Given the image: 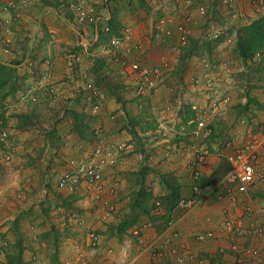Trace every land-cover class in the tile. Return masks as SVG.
Listing matches in <instances>:
<instances>
[{"label":"crops","instance_id":"1","mask_svg":"<svg viewBox=\"0 0 264 264\" xmlns=\"http://www.w3.org/2000/svg\"><path fill=\"white\" fill-rule=\"evenodd\" d=\"M39 1L42 8L36 7L37 0H33L32 5L26 9L27 11L25 10L19 20L26 19L32 14L39 19V24L44 21L50 31L57 32V35H53L56 39L49 45H44L39 36L42 35L41 30L46 25H40L32 31L34 37L28 44L23 42L18 45L17 33L15 36L10 35L7 46L11 51L5 52L0 46V61L15 63L16 67L15 77L10 82L0 85V121L3 120L9 127L7 146L13 152L12 157L14 154V163L12 162L14 165L11 168L0 161V242L1 239L9 242L7 249L0 247V264H9L8 260L11 258L9 251L14 249V244L17 242L13 230L14 223L17 227L28 224L32 229L30 236H34L25 243L27 247L23 248L20 264H41L40 259L30 251L32 250L30 245L37 241L38 234L69 228L72 224L69 212L78 211L82 216L83 213L89 212L83 211L88 207L85 183L73 192L59 188L57 183L61 174L68 168L69 159L87 155L91 146L92 130L100 122L104 124L105 132L112 140L126 145L121 157L116 159V165L104 169L105 188L110 191L113 189L112 199L116 198L117 213H120L116 216V223L119 217H122V213L129 211L128 208L123 209L126 205L123 199L140 192V189L134 186V192L130 193L132 189L128 186L130 179L135 181V178L139 177L144 182L141 188L152 195L146 205L148 212H142L134 224L151 223V226L145 229V241L140 242L129 230L131 236L121 242L123 244H120L121 249L116 251V259L111 257V260H116V264H172V256L168 250L163 257L156 258L148 246L149 243H153L155 248H159L164 243L162 231L165 224L162 225V221L157 220L161 216L166 220L174 218L183 241L196 255L204 258L203 262L194 261L187 264H211L222 248L226 253H223L220 264H237L235 254L230 249L233 234L221 230L223 209L226 207L235 209L238 217L245 211L247 203L257 210L264 205V182H259L249 193L242 196L248 198L247 203L240 202L241 199L233 202L226 193L227 184L222 182L228 172L229 163L226 159L219 158L215 153L217 151L214 150L220 147L218 140L222 137L217 135L220 134L219 131L229 134L233 139L234 147L250 141L257 143L261 141L263 143H260L262 146L259 159L264 166V109L254 110L249 103H246L244 111L246 118L242 122L235 123L238 115L230 111L224 117V126L220 122L216 124L214 120L220 114L215 115L217 111H214L209 118L212 126L210 135L198 138L192 135L194 124L190 123L195 116V111L191 109L195 97L183 93L184 82L193 73L191 62L184 68H181L180 64L178 70L180 68L181 73L178 75V70H175L174 76L168 79L150 99H146L143 108H139L132 78L124 76L118 64L105 59V65L100 69L96 63L98 59L95 61L85 57L84 68L93 76L95 71L96 83L101 80L105 82V84H97L102 85L105 89L102 86L101 88L108 95L104 109L116 113L117 118L111 121L108 118L99 119L94 114L88 115L89 108L86 106L88 104L89 107V102L83 88V79L79 75L77 80L71 79L66 67V52L73 45L85 41L89 36L92 37L94 27L75 23L69 10L58 8L56 0ZM104 1L108 2V0ZM95 2L100 4L101 0ZM250 2L251 0H240V6L253 15ZM97 8L99 9L100 5H97ZM101 10L100 13L104 12ZM0 17L2 31L10 32L6 21L8 19L5 20L4 15ZM49 22L59 27H53ZM138 23L142 25H138L140 31H137V37L133 36V43L142 42L145 45L144 60L148 64H156L164 53L163 46L166 43L161 47L159 44L157 48L149 47L148 35L152 30L148 27L150 24L148 14ZM36 39L37 42L34 43ZM46 59L54 61L50 85L54 89L53 96L49 99L42 98L37 104L28 105L24 111L13 107L16 97L23 90L27 89L25 91L27 92L34 80L40 77L41 69L46 67L44 64ZM176 74L178 77L175 76ZM171 86L174 87V91H170ZM244 99L246 98L233 99L232 103L245 102ZM210 100L206 95L204 98H198L196 102L205 104ZM80 112L85 120L78 127L74 114ZM222 115L224 113L220 118ZM227 118L229 120H226ZM229 150L223 149L219 153L220 156L226 158L224 153H229ZM198 151H205L208 154L205 158L207 161L200 164L202 176L199 182L204 186L202 201L189 211L174 209L166 202L165 197L170 194L182 196L191 194V163L197 158ZM219 185H222L220 190ZM158 196L163 204L161 215L154 210ZM63 198L76 201L77 203L70 204L76 206V210L69 208L68 211L66 205L60 204ZM96 205H93L94 213ZM62 208L68 211L64 216V222H62L64 218H58V212ZM16 218L17 221H14ZM97 224L96 226H99ZM210 228L216 229L217 238L200 243L192 236L196 231ZM237 238L240 243L248 244L251 235L243 228ZM45 258L47 259L45 264H51L48 258ZM63 258L62 263L59 264H75L73 260L66 261ZM107 262L109 263L106 264H113L115 261Z\"/></svg>","mask_w":264,"mask_h":264},{"label":"built area","instance_id":"2","mask_svg":"<svg viewBox=\"0 0 264 264\" xmlns=\"http://www.w3.org/2000/svg\"><path fill=\"white\" fill-rule=\"evenodd\" d=\"M59 8L68 9L72 19L80 26L92 25V37L89 36L85 41L73 45L66 52V67L73 79L77 80L80 76L83 79L84 89L87 93L89 109L91 114L102 118L115 120L116 113L108 112L104 109L108 100L107 92L99 87L95 77L83 66L85 57L97 59L105 57L121 67V71L127 78H132L135 94L138 99V107L145 106L146 99H150L155 92L173 75L179 66L180 59L176 67L171 66L169 53L181 54L190 45L192 37H197L200 41H210L215 43V51L223 47L235 49L237 41V28L248 24L255 17L264 15V0H251L253 15L248 13L240 6V0H218L219 12L213 15L210 12V3L214 0H173L176 6L168 15L158 18L152 27L151 39L154 42L168 44L169 53H163L156 64L142 62L136 52H142L141 43H133V33L131 28H126L121 34H112L108 23L111 18L110 13L104 11L100 13L95 0H60ZM33 0H0V11L10 13L14 19L19 20L23 11L28 9ZM175 9V11H174ZM110 12V11H109ZM59 13H61L59 11ZM217 17L218 21L210 20ZM229 22H239V27H232ZM203 28L202 35L197 34ZM91 34V33H90ZM6 45L5 52L10 51L9 40L3 39ZM132 43V44H131ZM131 45V46H130ZM144 50V49H143ZM233 60V59H232ZM230 56L221 54L202 55L198 57L193 65V73L190 81L186 82L189 89L194 93L208 91V99L205 104L193 105L195 111L194 118L190 123L194 124L191 133L195 137L210 135L212 128L208 123V117L212 112L218 111L223 104H229L232 100L230 95H221L216 86L221 80L220 72L235 73L237 69L233 66L234 62ZM45 68L41 69L42 80L31 85L27 92H22L17 96V104L31 105L39 103L42 98H51L54 93L52 87L45 88L51 83L54 61L44 60ZM228 74V75H229ZM79 75V76H78ZM44 80H49L41 84ZM174 91V87H169ZM205 90V91H203ZM215 94V95H214ZM105 128L102 123L93 128L94 139L91 143L86 156L71 158L68 160V168L61 174L57 186L68 191H76L85 183L87 189L95 193L105 192L104 169L115 164L119 148L116 144H111L105 139ZM9 137V127L0 121V161L8 163L13 157L7 146ZM260 143H263L260 141ZM259 142L250 141L247 144L234 147L231 142H226L229 153H224L229 163L227 174L223 177V183L227 184L228 196L233 202L247 203L248 198L242 197L250 192L251 188L259 182H264V166L261 164ZM203 151H198V159L191 163L192 194L190 196H180L175 202L174 209L189 211L198 206L202 201L203 190L200 187L202 169L200 164L205 160ZM155 200L154 210L157 214L161 213L163 204L158 196ZM250 203L246 204L245 211L240 217L237 216L235 209L226 207L223 209V216L220 221L221 230L231 232L230 249L235 254L237 264H264V205L256 209ZM113 208V206H112ZM210 221V219H209ZM151 223L134 225L131 234L138 238L140 242L145 241V229ZM243 228L251 235L248 244L238 241L237 235L242 233ZM164 243L155 248L153 243L148 246L152 255L156 258L163 257L166 250L172 256V264H187L189 262H203L202 257L196 255L190 247L183 241L182 235L176 226V220L170 218L166 221L164 230ZM222 235V234H221ZM196 241L202 243L210 239L217 238L215 228L204 231H196L192 234ZM220 236V235H219ZM99 235H92L93 244H97ZM179 239V240H177ZM225 249L219 250L211 264H220Z\"/></svg>","mask_w":264,"mask_h":264},{"label":"rangeland","instance_id":"3","mask_svg":"<svg viewBox=\"0 0 264 264\" xmlns=\"http://www.w3.org/2000/svg\"><path fill=\"white\" fill-rule=\"evenodd\" d=\"M56 1H57V6L59 8L61 1L60 0H56ZM153 1H155V2H153ZM203 1H208V2L210 1L211 2V0H203ZM52 3L55 4V2H53V1H52ZM97 5H100L99 10L103 9L101 11H105V9H106V11L113 12L114 16L120 21L123 30H125L126 28H131L133 36L135 37L137 35V31L139 30L138 25L140 23H138V22H139V20H142L143 18H145L146 14H148V18L150 20V24L148 25V27L152 30V27H153V24L155 23V21L163 15L170 14L173 11V8L176 6V3L173 2V0H108V2L101 0V3L100 4L98 3ZM36 7H40V8L43 7L39 0H37ZM215 7H216V5H215ZM60 9H62V8L60 7ZM174 11H175V9H174ZM23 13H25V10L23 11ZM2 15L5 16V18H4L5 20L8 19V20H6L7 25H8L7 27L10 30V32L8 31L7 33L2 31V29H3V27L1 26L2 25V22H1L2 18L0 17V46H2L3 49L6 47L5 43L2 42L3 39L9 40V38H11L10 35L15 36V34H17V33L19 36L18 45L23 44V42H27V44H28L29 42L32 41V38L34 37L32 35V31L35 29L36 26L39 27L40 25L41 26L46 25L41 30L42 35L39 36L40 41L44 45H49L50 42H52L56 39V37H54L53 35L54 34L57 35V32L50 31L49 26H47L46 23H43L44 21L40 22L41 24H39V19L37 17L33 16L32 14H30V17H26V19L22 18L20 20L14 19V16H12L11 14H9L7 12L0 11V16H2ZM214 21H218L221 24L220 20H214ZM10 23H12V24H10ZM142 23L140 25H142ZM229 23H230V25H232V27L237 28L240 26L239 22L238 23L237 22H229ZM49 24L52 25L53 27H57V28L59 27L58 25L53 24L52 22H49ZM18 27L21 29H18ZM203 28L204 27L199 29V31L197 32V34H199L200 36L202 35ZM151 33H152V31L148 35L149 47L157 48L160 43L152 41ZM35 42H37V39H36V41H34V43ZM10 43H12V42H10ZM141 45L143 46L144 50L142 49L141 53L137 51L136 56H138V58L140 57L142 62L147 63V61L144 60V58H146L145 57L146 55H144L145 45L142 42H141ZM161 46L162 45H160L159 47H161ZM163 47L165 48L164 53H169L168 44L164 45ZM9 49L11 51V48H9ZM229 49L230 48H226V47L224 48L223 47L219 51H215L214 49L212 51V49H208V47L205 43L199 42V43L195 44V47L193 48V50L195 51L193 53V55L185 63H181V68L182 67L184 68L185 66H188L190 62L192 65L196 61V59L198 57H201L202 55H211V54H216L217 52H218V54H221L223 56H230L231 60L233 59L232 60L234 62L233 66L237 69V71L235 73H230V74L227 73L226 71L220 72L219 78L221 80L218 82L219 84L216 86L217 90L219 91V93L221 95H230L232 97V100L229 102V104L228 103L223 104L222 108L215 113V115L216 114L221 115L224 113V115H222L221 118H220V115H217V118L214 120L216 122V124H218L220 122L223 124V126H224V122H225L224 117L230 111L232 112V114L236 113L238 115L236 117V120L234 121L235 123L242 122V120H244L246 118V115L244 114V111L246 109V107H245L246 103H249V105H251V107L254 110H260L258 105H256L254 101L248 102L249 98L254 99V100H258L261 103H264V54H258L257 53L246 64V63H244V61H242L240 58H238V56L235 52V49H233V50H229ZM182 54L183 53L173 55L172 53H169V56L171 57V66L173 68L176 67V65L178 63V59H181ZM176 71H177V68H176ZM181 71L182 70L179 69L177 74L179 75L181 73ZM15 74H16V71L13 74L14 77H15ZM174 74H175V72L173 73V75L170 78H172L174 76ZM177 74L175 75L176 77H178ZM39 75H40V77L35 79L34 83H32V85H34L36 82L38 83L42 80V76L40 73H39ZM248 75H249V77H248ZM190 77L186 78V81L184 82L183 93H185V94L189 93L193 97H195L194 98L195 100L192 101V103H191V109H193V105L199 103V102H196L198 100V98H204L209 93H208V91H205V90H203V91H205L203 93L192 92L193 90L189 89V85H188V83H186V82L190 81ZM51 80H52V78H51ZM95 80H96V78H95ZM47 81H49V80H44L41 84L46 83ZM103 83L105 84V82L103 80H101L99 82V84H103ZM51 84H52V82L49 83V85H47L45 88H50ZM114 85H116V84H114ZM26 90H23L22 92H25ZM197 94H199V95H197ZM203 95H205V96H203ZM244 97L246 98V99H244L245 102H238V103H234V104L232 103L233 99H242ZM13 107H16L17 109L21 108L22 111H24L28 107V105L27 106L22 105V107H21L19 104H17V100H16L15 103L13 102ZM86 107L89 108L88 104ZM88 113H90L88 115H91L92 112H90V109L88 110ZM210 116H211V114L208 117V123H209ZM105 118H107V117H105ZM226 120H229V119L227 118ZM111 121H113V120H111ZM100 123H102V122H100ZM100 123H98V124H100ZM103 126H104V124H103ZM219 133L220 134H217V135H220L222 137L220 140H218V143H220L219 144L220 147L218 146L219 148L215 149L214 151H217L215 153L219 158L222 157L221 159H226L223 156H220L219 153L223 149H225V151H226L228 149V148H225L226 142L229 141L232 143L233 139L229 136V134H225V133L223 134V132H220V131H219ZM104 134H105L104 137H105L106 141H109L111 144H114V145L116 144L117 147L121 146V148H119V152L117 153V157H116L118 159L119 157H121L123 151H125L126 145L112 140L109 137L110 135L106 134V132ZM251 136H253V135H251ZM93 139H94V137H93ZM93 139H92L91 143L93 142ZM91 143H90V145H91ZM221 144H222V147H221ZM11 153H13V152H11ZM203 153H205L204 154L205 155L204 159H205L208 154L205 151H203ZM13 158H14V154H13ZM13 158L8 163H5V162H3V163H5V165H7L8 167L11 168L14 165L13 164L14 163ZM196 159H198V152H197V158ZM206 161H207V159H205L203 161V163H205ZM115 165H116V162H115V164H113L111 166H115ZM140 172H142V170ZM142 181L143 180L139 179V177L135 178V181L133 179L129 180L128 186H129V189L132 188L130 191L131 194L134 192L133 188H135V187L140 189L139 191L142 190L141 187L144 184V182H142ZM105 186H106V184H105ZM84 189L86 190L85 191L86 192L85 194L87 195L86 204L88 207L84 208L83 211H86V210L89 211L87 214L83 213V216H82V213H80L78 211L69 212L70 216L72 217L70 219V221H72L71 222L72 224L69 228L62 229V230H59V229L51 230L49 232H42L41 234H38L39 237H38L37 241L34 238V240L36 242L34 244L30 245L32 247V250H30V251L34 253L33 255L37 256L40 259L39 263H41V264L47 263V259L45 258V257H47L48 261H50L51 264H59L60 262L62 263V257H64L63 259H66V261L73 260V263H75V264H106V263H109L107 261H110V262L115 261L114 263L113 262L112 263L116 264V260H111L112 259L111 257H115V259H116V251L119 250V248L121 249V247H119V245L123 244L121 242L125 241V239H127V240L129 239V237L131 236V234L129 233V230L131 232V228L133 226L130 227L123 234H118L116 229L112 230V228H113L114 224L118 226L121 223L122 219H124V217L127 216L128 213H130L131 207H132V202L134 201L136 196L133 195L130 198L127 197L126 199H123L124 203H126V205L123 206V209L128 208L129 211L122 213V215H121L122 217L121 218L119 217V220H117L118 222L116 223V216L120 213H117L118 207H117V205H115L116 204V202H115L116 198L114 200L112 199V198H114L112 196L113 195V193H112L113 189H111V191H110V190H107L105 188L106 192L100 193V194L89 191L87 189L86 185H85ZM220 189H222V185H219V190ZM125 190H126V188H125ZM69 199L70 198H66V199L63 198L62 202L60 204L66 205L67 210L69 208L76 210V208H75L76 206H72L70 204H74L73 202H75V203H77V202L76 201H70ZM219 200H221V199H219ZM97 203L99 205H96ZM93 205H96L95 207L97 210L94 209L95 213L92 212L93 207H94ZM112 206H113V208H112ZM135 209L139 210L137 207ZM68 211H64L63 208L60 209V211L58 212V218H60V219L64 218V216L66 214H68ZM161 213H159V214L161 215ZM17 219L18 218H16V220H14V221H17ZM64 220H65V218L62 220V222H64ZM157 220H161L162 225H163L166 223V221L168 219L167 220L162 219V217L160 216L159 218H157ZM96 223H98L97 225H99V226H96ZM13 230L15 232L17 242L14 244V249L12 251H9V254L11 255V259L14 255L13 252H16V250L18 249L17 248L18 245H21L23 248H26L27 245L25 243L27 242V240L28 239L31 240L32 237H34V236H30L32 233V229H31V227H29L28 224H24L23 227L22 226L20 227V225L17 227L16 223H14ZM45 231H47V230H45ZM94 233L99 235L98 243L95 245L92 242V235ZM19 236L22 238L21 242H19L21 239V238L19 239ZM119 238H121V239H119ZM58 240H59V243H58ZM8 243L9 242H7V240L3 241L1 239L0 247L7 249L9 247ZM9 260H10V258H9ZM9 260H8V262L10 263ZM11 263L12 264H19V263H16L15 260H11Z\"/></svg>","mask_w":264,"mask_h":264},{"label":"trees","instance_id":"4","mask_svg":"<svg viewBox=\"0 0 264 264\" xmlns=\"http://www.w3.org/2000/svg\"><path fill=\"white\" fill-rule=\"evenodd\" d=\"M218 3H219L218 0H214V2H212L210 4V12L213 15H217L219 12ZM214 4L216 5V7ZM110 15H111V18L109 19L108 26H109L112 34H117V35L121 34L123 28H122L120 21L114 16L113 12H110ZM210 20H219V19L217 17H213ZM199 42L205 43L207 45L208 49H212V51L215 48V43H213V42H210V41H202L201 42L199 38L192 37L190 45L188 47H186L182 52L183 54L181 56L180 63H179L178 67H180L181 63H185L193 55V53L195 52L193 50V48L195 47V44H197ZM235 52H236L238 58H240L246 64L257 53L258 54H264V15L258 17L257 19L253 20L252 22H250L248 24H244V25L240 26L239 28H237V41H236V46H235ZM97 59H98V61H97ZM97 59H95V61H97L96 62L97 67L101 69L103 67V65H105L104 60L106 58L100 57ZM14 64L15 63H5L3 61H0V85L1 86L7 82H10L11 79L14 77L13 74L16 71V67L14 66ZM178 67H177V70H178ZM93 74L96 78L97 76H96L95 71ZM248 77H249V75H248ZM96 82H97V79H96ZM97 84H99V82ZM98 86H100V85H98ZM117 99L119 100L118 97H117ZM248 101L249 102L254 101L255 104L258 105L259 108L264 109V103H261L258 100H254V99L249 98ZM74 116H75L76 123H78V127H79V125L81 126V123H83L85 120V117L82 114V112L75 113ZM92 134H93V136L91 138V141L94 137L93 130H92ZM227 169H229V165H228ZM200 187L204 192V186L202 185L201 182H200ZM191 188H192V184H191ZM191 194H192V192H191ZM190 195H188V196H190ZM135 196L136 197H135L134 201L132 202V207H131L130 213H128V215L125 216L124 219H122L121 223L118 226L114 225L112 228V230L116 229L118 234L125 233L131 226H133L137 222V219L142 212H148L146 205L151 200L152 195H149V193H147V191L142 189ZM180 196H182V195L170 194L168 197L167 196L166 197L164 196V197L166 198V202L170 205V207L172 206L174 208L175 202H176V200H178V198ZM136 207L139 210H136L135 209ZM19 242H21V240ZM17 248L18 249L16 250V252H14L12 259L10 258L9 264H12L11 260H15L16 263H19V264L21 263L23 247L21 245H18Z\"/></svg>","mask_w":264,"mask_h":264},{"label":"clouds","instance_id":"5","mask_svg":"<svg viewBox=\"0 0 264 264\" xmlns=\"http://www.w3.org/2000/svg\"><path fill=\"white\" fill-rule=\"evenodd\" d=\"M262 16V15H261ZM260 17V16H259ZM244 89V88H243Z\"/></svg>","mask_w":264,"mask_h":264}]
</instances>
